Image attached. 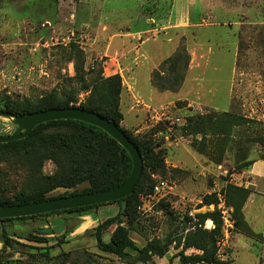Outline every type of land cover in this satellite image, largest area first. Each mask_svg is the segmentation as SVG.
<instances>
[{"label":"rangeland","instance_id":"rangeland-1","mask_svg":"<svg viewBox=\"0 0 264 264\" xmlns=\"http://www.w3.org/2000/svg\"><path fill=\"white\" fill-rule=\"evenodd\" d=\"M211 1L230 9L228 14L235 13L217 19L227 25L200 31L170 26L174 23L172 0H0V96L36 102L49 91H75L69 79L73 64L63 49L69 42L83 50L86 68L95 63L103 76L119 74L120 124L161 150L166 171L152 173L150 178L163 179L170 186L160 194L141 196L139 228L144 236L135 232L141 239L137 245H144L145 236L161 239L169 234L176 240L165 255H155L146 263L133 258L135 251L129 248L132 256L122 259L99 250L92 231L99 221L116 214L119 205L113 203L81 214L63 212L0 223V264H181L177 238L189 230L182 216L213 209L196 208L201 196L211 192L219 198L217 208L223 220L217 255L225 264H256V249H236L232 239L238 237L236 232L245 241L244 235L258 238L261 233L249 235L234 227L232 207L225 204L221 191L226 181L239 182L245 178L242 170L264 160V145L253 140L264 133V0ZM109 5L119 10L110 14ZM134 21L143 28L139 34L119 30ZM141 40L145 42L140 45ZM178 51L183 56L175 65L183 79L174 90L160 89L158 84H174L172 74L166 72L170 73L168 59ZM77 95L79 104L85 94ZM223 112L242 116L244 122L221 127L217 134L187 128L197 116ZM14 128L9 118L0 116V134ZM54 169L49 160L40 171L29 173L0 164V197L28 192L35 177L50 176ZM64 191L56 188L47 196ZM255 200L264 202L262 189ZM86 214L90 216L84 219ZM212 226L205 221V228ZM113 228L104 231V240ZM3 229L12 238L9 246L3 242ZM42 230L49 232L50 242L29 239V234L42 236ZM183 253L201 251L188 247Z\"/></svg>","mask_w":264,"mask_h":264},{"label":"trees","instance_id":"trees-1","mask_svg":"<svg viewBox=\"0 0 264 264\" xmlns=\"http://www.w3.org/2000/svg\"><path fill=\"white\" fill-rule=\"evenodd\" d=\"M66 53V60L73 64L74 74L69 77L76 85L75 91L64 89L61 91H49L32 102L28 99H12L6 95L0 96V109L13 114H25L40 109L51 107L77 106L96 112L120 127L128 138L138 148L144 167L139 179L135 183L133 191L126 197L100 204L69 208L48 213L0 218V223L11 220H21L54 213H84L102 205L117 203L119 209L116 214L105 217L93 228L92 234L96 247L106 253L113 254L122 259L132 256L127 249L135 251V258L139 262H151L153 256L162 257L168 251L169 246L176 240L167 234L163 238L143 237L145 243L138 246L131 238L130 232L143 235L140 230L141 217L139 206L141 196H150L157 179L150 178L152 173H164L166 167L163 154L160 149H155L149 139H138L129 133L120 121L122 112L119 109V96L121 92V77L119 74L109 76L102 75V68L95 63L91 67L84 66V53L75 42H69L63 47ZM181 51L176 52L168 59L169 71L166 75H171L173 85H159L160 89L174 90L183 79V74L176 70L175 62L182 57ZM187 56H185V60ZM186 63V62H185ZM185 68V65H183ZM169 80V78H167ZM85 94L84 101L77 104L78 95ZM244 122V117L233 116L223 112L219 114L208 113L197 116L195 123L188 126L194 133L221 132V127L231 126ZM254 141L264 145V133H259L253 137ZM49 160L55 166L54 172L50 176L35 177L32 181V188L26 193H17L10 197H0V204H21L38 201L45 198L64 196L80 192L98 191L114 187L126 180L131 169V158L127 151L111 136L102 129L89 123L73 120L58 119L37 124L23 138L0 143V164L12 165L38 172L43 163ZM250 164H241L240 167ZM146 168V170H145ZM244 168V167H243ZM149 170L147 173L146 171ZM85 183L80 190L67 189ZM65 188L66 191L57 196H47V193L56 189ZM224 202L232 207V219L234 227L243 233L254 235L247 221L244 218L243 206L251 193L249 187L226 181L222 188ZM219 198L215 192L205 193L201 196L197 209L212 206L213 209L197 211L192 216L184 214L183 222L188 224V231L185 235L177 238L181 250L177 256L181 264H225L223 259L217 255L218 244L223 237L222 215L217 208ZM168 203L163 207L167 209ZM211 220L213 227H204L206 220ZM114 225L109 239L104 240V231ZM3 242L9 246L12 239L5 229L2 231ZM44 235L34 237L29 234V239L37 242L48 243L47 231H39ZM188 247L199 249L201 253L185 255L183 251ZM68 254V253H64Z\"/></svg>","mask_w":264,"mask_h":264},{"label":"water","instance_id":"water-1","mask_svg":"<svg viewBox=\"0 0 264 264\" xmlns=\"http://www.w3.org/2000/svg\"><path fill=\"white\" fill-rule=\"evenodd\" d=\"M0 116L9 118L15 127L11 133L0 134V143L21 139L34 126L43 122L73 119L89 123L105 131L127 151L131 158L129 175L119 185L104 190L74 193L21 204H0V218L36 215L114 201L129 195L140 177L143 159L138 148L120 127L96 112L77 106H65L40 109L25 114H13L9 111L0 110Z\"/></svg>","mask_w":264,"mask_h":264},{"label":"crops","instance_id":"crops-1","mask_svg":"<svg viewBox=\"0 0 264 264\" xmlns=\"http://www.w3.org/2000/svg\"><path fill=\"white\" fill-rule=\"evenodd\" d=\"M172 2L174 23L170 26H190L200 29L201 31L203 30V28L212 25H227L224 20H222L223 23L220 24L217 19L219 17L228 18L235 13L232 12V14H228V12H230V9L224 8L222 5L215 6L213 5L211 0H172ZM107 9L111 11L110 14H112L114 11L119 10L111 5H109ZM225 15L227 16L224 17ZM134 24L131 23L128 25L127 23H125L119 30L139 34V32L143 30V28H140V26L137 27L135 21ZM133 25L134 27H132ZM144 42L145 40H141L140 45L144 44ZM240 174L243 177L245 176V178L239 179V182H236L235 184L249 187L251 189V193L249 194L243 206L244 218L252 231L255 234L261 233V236L257 238L254 236L244 235L245 238H247V241H245L239 237L241 233L236 232L235 234L238 237H234L232 239V245L236 246V249L244 248L250 251H254V249H256L254 251L255 255L257 256V261H255L256 264H264V202L255 200L257 192H260L261 189L262 191H264V187L262 188L261 186V183L264 182V160L255 161L248 169L242 170ZM248 210H250V212H248ZM246 212H248L249 214L246 215ZM89 216L90 214H86L83 216V218L87 219L89 218ZM130 236L136 242V244H138L140 237L132 231L130 232ZM142 245L143 244H141L140 246Z\"/></svg>","mask_w":264,"mask_h":264},{"label":"built area","instance_id":"built-area-1","mask_svg":"<svg viewBox=\"0 0 264 264\" xmlns=\"http://www.w3.org/2000/svg\"><path fill=\"white\" fill-rule=\"evenodd\" d=\"M169 188H170V186L167 184V182L165 180L158 179V180H156V183L153 186V192L152 193H153V195H157V194H160L161 192H163L164 190L169 189Z\"/></svg>","mask_w":264,"mask_h":264},{"label":"bare ground","instance_id":"bare-ground-1","mask_svg":"<svg viewBox=\"0 0 264 264\" xmlns=\"http://www.w3.org/2000/svg\"><path fill=\"white\" fill-rule=\"evenodd\" d=\"M206 222H207V223H210V222H211V220H209V219H208V220H206Z\"/></svg>","mask_w":264,"mask_h":264},{"label":"flooded vegetation","instance_id":"flooded-vegetation-1","mask_svg":"<svg viewBox=\"0 0 264 264\" xmlns=\"http://www.w3.org/2000/svg\"><path fill=\"white\" fill-rule=\"evenodd\" d=\"M42 235H44L43 233H42ZM48 235V234H47Z\"/></svg>","mask_w":264,"mask_h":264}]
</instances>
